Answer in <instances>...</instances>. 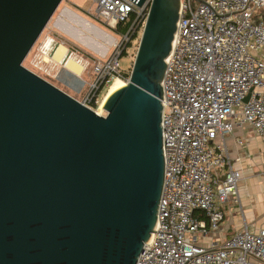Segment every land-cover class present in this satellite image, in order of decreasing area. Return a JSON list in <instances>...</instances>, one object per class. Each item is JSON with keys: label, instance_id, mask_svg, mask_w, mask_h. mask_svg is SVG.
I'll return each instance as SVG.
<instances>
[{"label": "water", "instance_id": "95a60500", "mask_svg": "<svg viewBox=\"0 0 264 264\" xmlns=\"http://www.w3.org/2000/svg\"><path fill=\"white\" fill-rule=\"evenodd\" d=\"M151 1L102 116L24 66L63 0H0V264H137L152 242L181 0Z\"/></svg>", "mask_w": 264, "mask_h": 264}, {"label": "built area", "instance_id": "2783aa9c", "mask_svg": "<svg viewBox=\"0 0 264 264\" xmlns=\"http://www.w3.org/2000/svg\"><path fill=\"white\" fill-rule=\"evenodd\" d=\"M88 1L93 7L86 14L111 31L133 16L107 58L69 49V60L93 68L83 100L90 107L112 82H127L122 56L142 35L152 1L141 8L129 0ZM57 39L51 35L34 56V72L47 81L44 76L55 71ZM162 88L165 180L156 230L137 264L264 262V228L245 226L218 247L200 241L221 231L223 206L242 179L232 167L226 136L248 126L264 142V0H181Z\"/></svg>", "mask_w": 264, "mask_h": 264}, {"label": "crops", "instance_id": "0c3cea01", "mask_svg": "<svg viewBox=\"0 0 264 264\" xmlns=\"http://www.w3.org/2000/svg\"><path fill=\"white\" fill-rule=\"evenodd\" d=\"M89 17L71 0L60 12L55 26L61 31V37L70 44L76 45L91 56L98 55L105 59L110 55L116 37L110 30L103 28L102 24L98 26L92 22ZM60 46L65 52L61 58H57ZM68 53L66 44L59 43L53 56L55 64L53 80L63 85L69 94L73 96L83 94L85 97L93 80L92 72L85 77L87 67L75 60L73 61L82 68L80 72L67 68L64 62ZM225 142L232 167L241 172L242 179L238 183L237 194L231 196L223 206L224 222L221 231L212 237H200L201 243L208 248L222 245L225 240L241 232L245 226L250 231L264 228V142L248 126L236 127L226 136ZM250 264L264 262L251 259Z\"/></svg>", "mask_w": 264, "mask_h": 264}, {"label": "rangeland", "instance_id": "374dc122", "mask_svg": "<svg viewBox=\"0 0 264 264\" xmlns=\"http://www.w3.org/2000/svg\"><path fill=\"white\" fill-rule=\"evenodd\" d=\"M70 1L71 0H63V2L61 3V5L59 6V8H58V10L56 11V13L54 14V16H53V18L51 19V21L49 22V24L47 25V27H46V29L44 30V32L42 33V35L40 36V38H39V40L37 41V43L35 44V46H34V48L32 49V51H31V53L28 55V57L26 58V60H25V62H24V66L26 67V68H28L29 70H31V71H35V72H37L38 70L35 68V66H34V56L36 55V53H37V50L39 49V47L41 46V44L42 43H44L45 42V40L47 39V38H49L51 35H53V36H55V37H57V38H60V40H59V42H60V44H63V43H65V44H67V43H70L69 41H67V40H65L64 38H62L61 37V31L60 30H58L57 28H56V26H55V22H56V19L59 17V15H60V12L62 11V9L65 7V6H67L69 3H70ZM74 1V3H75V5L78 7V8H80V9H82V10H84V11H87L88 9H92V7H93V4L90 2V1H88V0H73ZM90 18V20L92 21V22H94L95 24H97L98 26H102L101 25V23L100 22H97L96 20H94V19H92L91 17H89ZM103 28H105V27H103ZM106 30H107V28H105ZM109 30V29H108ZM93 33L95 34V30L93 31ZM110 33L111 34H113V36L114 37H116V39H117V36L115 35V34H117L116 32H114V31H111L110 30ZM142 36V35H141ZM67 37V36H66ZM140 40H141V37H140ZM139 43H140V41H139ZM57 44L59 45V43L57 42ZM56 44V46H55V48L57 49V47H58V45ZM67 46V45H66ZM137 47H139V45H137V42L135 43V48L130 52V54H129V56H130V60H131V62L133 61V59H134V62H135V58H136V55L135 54H137L136 53V48ZM138 49V48H137ZM138 51V50H137ZM54 54V53H53ZM52 54V55H53ZM95 55V54H94ZM54 56V55H53ZM96 57H98V55H95ZM98 58H100V57H98ZM68 57H66L65 58V64L68 62ZM122 66L124 67V68H126L127 66H128V64H129V60H128V58H126V57H123V59H122ZM92 67L91 68H87V71H86V73L84 74L85 75V77L86 76H88V74L90 73V72H92ZM52 74V77H47V76H44V77H46L52 84H54L55 86H57L58 88H60L61 90H63V91H65L66 93H68L67 92V90L63 87V85H61L60 83H58V82H56L55 80H53L54 78H55V74H54V71L51 73ZM112 85V84H111ZM65 89V90H64ZM109 90H110V86L109 87H107V88H105V89H103L102 91H101V94H100V96L98 97V103H99V105H98V108L96 109V110H94V111H96L97 113H98V111L99 110H101L100 111V115H102V116H106L107 115V113L104 111V110H102L101 109V107H102V103L104 102V99L106 98V96L108 95V93H109ZM69 94V93H68ZM69 95H71V94H69ZM72 97H74L75 99H77L78 101H80L81 103H83V100H84V95L82 94L81 96H73V95H71ZM91 108V107H90ZM92 109V108H91Z\"/></svg>", "mask_w": 264, "mask_h": 264}, {"label": "trees", "instance_id": "16d2710c", "mask_svg": "<svg viewBox=\"0 0 264 264\" xmlns=\"http://www.w3.org/2000/svg\"><path fill=\"white\" fill-rule=\"evenodd\" d=\"M132 21H133V16L131 17L130 22H127V23H125V24H120V25L117 27V32H116L117 35H118V33H125V32L128 30V28L130 27V25L132 24ZM140 37H141V34H140V35H137L136 38L134 39V40H136L137 45H139ZM59 40H60V39L58 38V39H57L58 43H60ZM66 45H67L68 49H74L75 47H77L76 45L74 46V45H72V44H70V43H67ZM134 48H135V43L130 44V46L128 47V50H126L125 53H124V55L122 56V59H123V57H126V58H128V60H129V64H128V66H127L126 68H124V67L122 66V70H123V78H124L125 81H128V80L130 79V77H131V73H132V70H133L134 59H133V61L131 62L129 54H130V52H131ZM137 48H138V47H137ZM137 48H136V53H137V50H138ZM80 52H81L82 54L88 56V54H87L84 50L81 49ZM135 55H136V54H135ZM104 89H105V88H104ZM102 90H103V89H102ZM102 90H101V91H102ZM100 94H101V92H100L99 95H98L96 98H94V99L91 101V103L89 104V106H90L92 109H94V110H96V109L98 108V105H99V103H98V97L100 96Z\"/></svg>", "mask_w": 264, "mask_h": 264}, {"label": "bare ground", "instance_id": "6f19581e", "mask_svg": "<svg viewBox=\"0 0 264 264\" xmlns=\"http://www.w3.org/2000/svg\"><path fill=\"white\" fill-rule=\"evenodd\" d=\"M59 49H60V50H59V52H58V54H57V58H61L62 54L65 52V51H64L65 49L62 48L61 46H60ZM53 53H54V52H53ZM63 64H64V63H63ZM65 66H67V68H69L70 70H74V72H75V71L80 72V70L82 69V68H80V65L77 64L76 62H74L73 60H68V62L66 63ZM125 85H126V83H125L124 81H122V80H115L114 82H112V85H110L109 93H108V95L106 96V98L104 99V102L102 103V107H101L102 110H103V107H104L106 101H107L108 98L110 97V95H111L112 93H114L116 90L122 88V87L125 86ZM100 111H101V110L98 111V114H100Z\"/></svg>", "mask_w": 264, "mask_h": 264}]
</instances>
